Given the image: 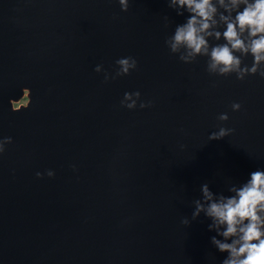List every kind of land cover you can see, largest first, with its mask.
I'll list each match as a JSON object with an SVG mask.
<instances>
[{
	"label": "water",
	"instance_id": "95a60500",
	"mask_svg": "<svg viewBox=\"0 0 264 264\" xmlns=\"http://www.w3.org/2000/svg\"><path fill=\"white\" fill-rule=\"evenodd\" d=\"M187 15L167 0H0V264H221L192 201L264 170V78L170 53ZM127 56L137 68L105 82ZM126 91L152 106L122 107ZM220 126L234 131L208 140Z\"/></svg>",
	"mask_w": 264,
	"mask_h": 264
},
{
	"label": "clouds",
	"instance_id": "9594fccd",
	"mask_svg": "<svg viewBox=\"0 0 264 264\" xmlns=\"http://www.w3.org/2000/svg\"><path fill=\"white\" fill-rule=\"evenodd\" d=\"M117 2L121 11L128 10L129 0ZM167 4L179 16L188 14L185 22L177 24L164 41L170 53L176 54L180 61L193 63L197 57H206V71L210 75L234 74L237 80H244L246 76L258 74L264 78V0H167ZM164 19L167 25L169 18L165 16ZM249 55L252 57L250 65L244 63ZM115 64L118 67L113 75L104 71L105 82L128 75L137 68V60L132 56L118 58ZM94 71L100 73L103 66L97 64ZM23 93L26 103L15 106L21 96L11 100L12 110L28 107L29 89H23ZM120 105L127 109L137 106L143 109L151 107L152 101L142 100L139 91H126ZM230 107L238 111L241 104L232 102ZM228 118L226 112L217 117L219 121ZM233 131L220 126L209 133L208 140L222 139ZM10 143L12 137H0V154ZM45 174L52 177L54 172L48 169L45 173H35L37 177ZM200 192V198L192 201L191 219L203 213L211 221L208 229L216 235L210 242L219 252L227 253L221 264H264V170L252 171L239 185L230 184L229 195L212 192L207 183L200 186ZM181 223L189 225L190 220L185 217Z\"/></svg>",
	"mask_w": 264,
	"mask_h": 264
},
{
	"label": "rangeland",
	"instance_id": "374dc122",
	"mask_svg": "<svg viewBox=\"0 0 264 264\" xmlns=\"http://www.w3.org/2000/svg\"><path fill=\"white\" fill-rule=\"evenodd\" d=\"M19 98H20V97H19ZM19 98H18V99H19ZM25 100H26V96L23 95V96H21V98H20L18 101L15 102V105H17L18 103H24Z\"/></svg>",
	"mask_w": 264,
	"mask_h": 264
}]
</instances>
